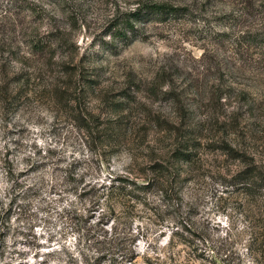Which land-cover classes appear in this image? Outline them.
Instances as JSON below:
<instances>
[{
    "label": "rangeland",
    "instance_id": "374dc122",
    "mask_svg": "<svg viewBox=\"0 0 264 264\" xmlns=\"http://www.w3.org/2000/svg\"><path fill=\"white\" fill-rule=\"evenodd\" d=\"M145 3L185 10L107 44ZM262 174L264 0H0V264H86L91 225L131 229L125 264H264ZM114 175L172 189L115 198V218L73 191Z\"/></svg>",
    "mask_w": 264,
    "mask_h": 264
},
{
    "label": "trees",
    "instance_id": "16d2710c",
    "mask_svg": "<svg viewBox=\"0 0 264 264\" xmlns=\"http://www.w3.org/2000/svg\"><path fill=\"white\" fill-rule=\"evenodd\" d=\"M184 10V8H177L165 3H145L143 5H140L136 9L126 12L120 18L116 19V22L114 23L113 28L110 31L113 39L107 44L113 43V41H116L118 39L124 41V44H129L139 38L135 34L138 31L136 27L138 23H146L154 18L177 17L179 16L180 12ZM46 37V41L40 40L38 42V44H43L40 49L47 48L49 50H52L51 48H53L54 43L53 38H51L49 35H47ZM69 171L67 170V176H71L70 174H72L73 172L72 170ZM14 173L15 171L13 165L10 163L8 168L6 169V175H8V177L14 183L12 185V188L15 190L16 188L20 189L17 191L18 194L24 191L25 188H32L33 185H29L28 183H26V181L25 183H20V181H17L14 178ZM254 177L255 175H253V170H249L247 172L242 171L233 176L232 181L234 182V184H242L247 187H253L256 184L253 181ZM73 179L75 180V182H77L75 183L76 185L73 190L74 193L78 194L79 191V196L90 194V202L93 204L92 210H96V206H98L99 208L102 203H105L107 206H111L114 218L116 216L115 210L117 209V201L115 200V198L124 195L127 196V201L128 198L129 200L134 201L142 200L143 198H147V193L156 190L163 199L167 200L172 189L158 179L140 184L130 177L119 175H114L109 180L108 184H99L97 181L93 180L83 181L82 179ZM261 181L262 186L264 187V174L261 175ZM16 193H14V195L12 196V200H14V197L18 195ZM106 222L102 218L97 222V225H108ZM185 223L186 224H184L183 226L186 228V230L192 232L187 226L189 225V223L187 221ZM262 226L263 231L259 230L252 233L251 243L253 245H249L248 250L255 252L256 254L262 256L264 259V221ZM95 227L96 225H91L89 227L87 239L90 241V245L95 248V251L99 253V255H92L90 256V258H86V264H102L101 261L103 259V256H105L106 254H108L109 257L104 258L110 261L109 264H125L126 262L132 263L135 260L136 257L134 256V252L132 250V246L135 242V237L130 228L127 229L126 227H119L118 225H115L112 226L111 232L104 228H101V231L103 232H99V229H96ZM100 252H105L106 254H101Z\"/></svg>",
    "mask_w": 264,
    "mask_h": 264
}]
</instances>
